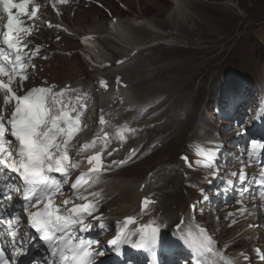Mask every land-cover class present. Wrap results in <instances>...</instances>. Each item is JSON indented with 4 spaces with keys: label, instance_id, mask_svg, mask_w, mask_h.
<instances>
[{
    "label": "rangeland",
    "instance_id": "obj_1",
    "mask_svg": "<svg viewBox=\"0 0 264 264\" xmlns=\"http://www.w3.org/2000/svg\"><path fill=\"white\" fill-rule=\"evenodd\" d=\"M113 1L114 0H98L100 4L111 11L113 17L119 20L120 29L123 31L128 28L130 29L135 19H139L142 22L164 19V16L174 7L172 0H119L127 7V11L125 12L121 11ZM179 1L183 10L182 14L188 15L187 22H182L179 18L171 21L165 18L162 20L164 23L162 27L158 21L155 25L149 27V30L145 29L146 33L141 29H136L127 32L126 35L128 36L127 39H130V43L132 40V43H143L144 46L141 47V49L145 47L149 48V50H146L136 57L135 61H142L140 65H144V69H159V71L155 70V72L151 74L153 77L148 79V83H143L141 85L139 84L142 78H146L150 73L143 72L133 74L132 80H134L135 90L147 88L148 85H157L161 88V93L157 94V96L159 95L157 102L150 106L156 107L155 111H157L158 117H162V114L166 113L169 108L181 106L187 109L190 108L188 113L180 116V120L187 124L186 128L182 130L181 138L178 142L175 137L169 139L167 137L168 134L164 135L162 137L163 143L161 148L157 145L155 151L140 163L129 167L127 170L123 171L121 175L115 174L121 182L111 184V186H113L115 184L121 185L126 183L124 185H127L128 193L124 195L122 203L128 205L134 204L133 208L135 212L138 203L136 199H134V190L137 184L144 180L145 175L151 173L148 183L153 192H149L148 188L144 191H146V194L154 193L152 196L155 197L158 203L156 212L162 210L161 215L163 220L171 224L175 223L178 213L186 209V203L196 199L194 195L198 196L199 194L197 191L192 192L188 190L187 186L184 184L183 178H190L191 175H197V173L208 174L210 169L208 168V164L214 166L215 160H221L220 156L210 155L209 161H201L200 158L202 155L195 152L194 146L191 147V152L187 151V145L192 143L197 144L202 150L207 146L204 140L209 137L208 132L210 133V131L204 120L208 115V107H203L205 99L209 101L211 98L216 97L220 94L222 87V91H224V89L234 88L240 85L243 81L248 83H250V81L256 82L255 85L257 86H254V91L259 99L264 91V0ZM139 12L140 16L138 17L137 14ZM108 20L109 19L101 11L88 8L86 10H79L74 14V17H69L67 21L69 25L76 30L77 34L81 35L88 32L94 25L104 27ZM160 33L167 37L164 39L166 42L161 41L162 43H158L156 41H151V39H153L150 37L151 34L158 35ZM104 37H106V39L108 38L107 36ZM66 40V48L58 46V50H67L68 56L62 55L56 57L55 59L58 60V63L52 62L54 70L52 67H49L48 74L45 76L49 81H59L58 83L60 85L65 82L83 85L86 81V79H83L87 77L88 73L85 65L75 54L77 47L76 39L71 38ZM107 40L106 42L111 43L105 44L106 50L104 52L111 57L110 62H112L114 59L122 56V53L113 45L110 38ZM68 45L70 46L69 48H67ZM153 59L154 61H152ZM189 63L195 64V67L191 68V66L188 65ZM200 65L201 71L197 74L196 80L181 91L182 88H178V86L184 82L189 70H198ZM152 72L153 71H151V73ZM83 74L84 77H82ZM153 78L156 79L153 80ZM236 78L241 80H237ZM123 79L126 80V78ZM195 84L197 85L195 86ZM182 93L183 95H180ZM154 95L155 94H153V96ZM194 103H196V106L192 107ZM164 124H166V122L162 120L157 126H163ZM165 130H168L167 127ZM169 130L171 131L172 128L169 127ZM146 142L147 139H145L144 145H146ZM155 144H159V141H156ZM167 148L170 150L164 152V149ZM180 154L187 155L190 162H192V160H197L202 164L201 167H199V171L197 173L191 172L193 167L184 168L178 161V156ZM237 161H239L238 158H233L232 154L223 158V168L227 169L228 174H232V170H229L232 169V164H235L233 169L235 171L237 170V166L239 165ZM263 171L264 167L259 169L252 168L247 175V183L242 184L240 187L241 191L246 190L253 179L264 177ZM215 174H217L218 177L222 176L220 172L214 171L212 175ZM236 177L237 176H235V179ZM110 181L115 180L110 179ZM254 183L256 184L255 191L251 192L249 190L247 192L248 199H259L257 192L260 188H264V185L258 184L257 182ZM202 187L206 189V186ZM130 196H133L132 200L125 202ZM235 200L236 197H232V200L224 209L232 212L235 207ZM117 203L119 202L112 200L110 205ZM177 203L183 205L182 209L178 208ZM163 206L168 207V209L176 213V216H173V221H169L165 218L166 211L163 210ZM258 207L259 208L255 206L250 212L246 213L244 217L248 219L250 216V219H252L251 221L259 225L256 227V231H258L260 235L257 245L264 252V230L262 226H260V221L264 223V201L259 204ZM258 212L260 213L259 217L257 216ZM175 213L173 215H175ZM228 228L233 227L228 224ZM232 231L233 229L226 231V238L224 240L230 241L229 238L234 235ZM235 237L236 235L233 238ZM241 242L245 241L241 240ZM229 244L234 245L231 241ZM238 250H246L250 253L251 247L250 245L245 246V244H240L236 249L229 251L234 253Z\"/></svg>",
    "mask_w": 264,
    "mask_h": 264
},
{
    "label": "snow or ice",
    "instance_id": "obj_2",
    "mask_svg": "<svg viewBox=\"0 0 264 264\" xmlns=\"http://www.w3.org/2000/svg\"><path fill=\"white\" fill-rule=\"evenodd\" d=\"M67 2V0H61ZM29 0H21L16 3L15 0H0V7H2L3 14L6 15V23L3 25V44L7 45L10 49L18 48L19 41L14 42V33L21 31H29L21 27V22L17 15L13 14V9L21 15L25 14L26 5ZM37 9L33 8L31 17L36 16ZM52 27V25H49ZM59 27V26H57ZM59 38V37H57ZM26 47V45H25ZM36 51H39L37 48ZM4 49L0 48V54H3ZM12 67L11 71L6 72V66L0 64V77L7 75V82L0 79V90L3 91V107H0V166L3 170L16 173L19 180L22 181L21 185H12L17 191L23 189L24 209L27 212L28 223L31 228L40 234V239L49 243L53 249V264H56L55 257L59 254L65 257L64 264H69L67 256L68 253L72 254L73 264H92L96 255H99L97 250L89 251L87 246L82 244H75L67 249L61 250L64 245H67L72 240L70 229L75 224L81 225V231L89 228L88 224L84 223L87 216L92 217L93 220L99 217L94 215L97 211L94 204H84L74 206L68 209L69 215L65 216L60 213V208L55 204L56 193H60V182L52 176V173H60L66 178L69 173V154L72 148L75 147L74 142V129L82 128V122L77 124L79 114L76 120H71L60 111L59 106L63 104V95L67 89L61 90L57 93L53 91L52 87H33L25 90L24 84L27 81V75L19 71L16 65H21L22 56L17 53L14 61H10ZM117 63H122L118 61ZM26 66V65H25ZM35 68V65H32ZM19 73V80L16 81L17 89L12 88L10 85L13 83L14 77ZM119 82V77H117ZM103 83V82H102ZM106 87V85H105ZM23 94H17V92ZM59 98V99H58ZM11 104L9 109L7 106ZM66 106V105H65ZM83 107H87L83 105ZM10 113L6 115L5 113ZM103 123V118H101ZM264 148V145L261 146ZM253 150L256 148V142L252 144ZM112 153H108L111 155ZM131 154H135V149ZM187 161V157H182ZM93 160L99 164L100 158L93 156L89 158V164ZM113 164H123L124 161H112ZM79 165L73 164L71 167H78ZM2 174V173H0ZM241 178L245 179L241 173ZM72 185L73 189L77 188V184ZM258 184L264 185V177H261ZM9 185H0V205L3 200L10 199L11 193L4 191ZM47 201V203H45ZM65 205L72 203L71 200L63 201ZM154 203L149 198L145 197L141 203V214L146 215L151 211L149 205ZM42 206L43 210H40ZM195 207V206H193ZM36 208V211L29 209ZM19 217V213H15L12 217L7 219V236L12 238V253L8 254L6 247L0 246V264H16L12 259L17 251H20L16 237L18 235L17 222L15 227L13 221ZM134 217H126L125 225L134 224ZM183 221H181V224ZM5 224V218L0 217V226ZM154 224V222H153ZM252 225H249L251 227ZM103 227V225H101ZM181 225H177L180 230ZM2 230V229H0ZM139 239L133 240L131 235H126L123 242L113 239L109 241L110 246L120 247L122 244H128L136 249H143L147 252H152L154 247L160 241V228L159 226H141ZM93 242H89L91 244ZM95 243H99L96 241ZM210 242H204L203 246H207ZM259 259L264 261V252L260 249L255 250ZM240 255H244L241 253ZM246 260L247 256L244 257ZM224 264H231L230 261H224Z\"/></svg>",
    "mask_w": 264,
    "mask_h": 264
},
{
    "label": "bare ground",
    "instance_id": "obj_3",
    "mask_svg": "<svg viewBox=\"0 0 264 264\" xmlns=\"http://www.w3.org/2000/svg\"><path fill=\"white\" fill-rule=\"evenodd\" d=\"M172 4H173L174 7L171 8L170 12H168L164 16V19L165 18L166 19L168 18L169 21H171V20H177L176 18H179L182 22L183 21L187 22V16L188 15L182 14L183 13L182 12L183 10H182V8L180 6L181 5L180 1L179 0H172ZM137 15L139 17L140 16V12ZM164 19H157L155 21H144L143 24H142V26L139 27V29L143 30V32L146 33V30H149V27H152V25H155L158 21H159V23L161 24V27H162L164 25V23H163L162 20H164ZM116 24H117V30H115L113 33L112 32L111 33L108 32L106 25H104V27L98 26V25H94V26L91 25L92 28H90L89 31L86 32V34L97 35V36H99V39L102 40V46L103 47H102V49H101L100 52H101V56L104 59L107 58V57L108 58H111L106 53L105 54L107 56L104 54V51L106 50V45L105 44H110L111 42H106V40L104 38H102V35H106V36H108V38L109 37H112L115 40L120 41L119 43H117L116 41H113V45L116 46L119 49V51L122 53V56L118 57L117 59H120L122 57H127L128 58V60L124 64H122L121 66H118V67L112 66L110 69L105 70L102 73V75L107 76V77H109L111 79L113 78L114 75L119 74L123 78H126V80L124 79V81L129 85V87H128L127 90H123L121 88H118V91L120 93H118L116 95H107V96L106 95H102L101 96V98H104L106 96V100H105V102L103 104H101L98 107V110L99 111H102L103 113H105L106 115H108V117L110 119V124L115 123L116 115L119 113V110L118 109L123 107L122 101H120L119 105L116 104V101L117 100H119V99H121L123 97V100L126 102V104L130 108H132L134 110H136V108H139L140 106H143L145 108H149L151 105H153L154 103H156V99L159 97V95L157 96V94L161 93V88H159L157 85H148L147 88H141L140 90H135L134 80H132V75L133 74L143 73V72H145V73H148L149 72L150 73V75H148L146 78L145 77L142 78V81L139 84V85H141L143 83H145V84L148 83L149 82L148 79H150L151 77H153L151 74H153L155 72V70L156 71H159V69H154V70H152V69H150V70L144 69V65H140V63L142 61H135V58L136 57H138L139 55H141L146 50H149V48L148 47H145L144 50L140 51L141 50V47L144 46L143 43L142 44H137V43H134V42L132 43V40H131V43H130V41H129L130 39L129 40L127 39V37H128L126 35L127 32H131L132 30H136V28H134L133 26H131L130 27L131 30L128 28L127 30L123 31L122 29H120L119 23L116 22ZM71 31H72V33H77L76 30H71ZM150 37L153 38V39L150 38L151 41H160V40L165 41L164 39L167 38L163 34H158V35L157 34H151ZM162 46H164V45H162ZM135 50L137 51L136 54L134 56L130 57V54L133 51H135ZM120 52H119V54H120ZM123 53H125V54H123ZM181 54H183V53H181ZM106 60H108V59H106ZM115 60L116 59H114L113 62ZM152 61H154V59ZM188 65L191 66V68H194L195 67V64L189 63ZM201 65H202V63H201ZM201 65H200V68H198V70H195V71L194 70H192V71L189 70V72H188V74H187L184 82L180 86H178V88H182L181 91L184 90L185 88H187L191 83H193L196 80L197 74H199L200 71H201ZM151 71H153V72L151 73ZM157 74H159V73H157ZM88 77L89 78H95V74L94 75L89 74ZM155 79L156 78H153V80H155ZM90 81H92V79ZM74 85H80V84L75 83ZM196 85L197 84H195V86ZM153 94H155V95L153 96ZM170 95H171V93H170ZM180 95H183V93L180 94ZM155 97H157V98H155ZM196 100H197V98H196ZM195 104L196 103H194L192 107H195L196 106ZM112 105H114V108L112 107ZM189 110H190V108L187 109V108H185L183 106L169 108V110L166 111V113L162 114V117L159 116V117L155 118L154 120L150 121V123H152V124H157L160 121L165 120L166 124H164L163 126H157V127L154 128L153 132L151 133V134H154V135L149 137V142L144 146V148L146 149L150 145L155 144L156 141H159V143H160L161 140H162V143H163V138L162 137L164 135H166V134H168L167 137L169 139L172 138V137H175L177 139V142H178L180 140V138H181V132H182V130H185L186 125H187V124L184 123V121H181L180 120V116L183 115V114L188 113ZM90 118L88 119V123H90L91 121L94 120V115H91ZM129 120L130 119L128 118V121ZM166 127L168 129L167 131L165 130ZM169 127L172 128L171 131L169 130ZM92 129H93L92 125L88 124L87 127H86V132H90ZM168 150H170V149H168V148L167 149H164V152L165 151H168ZM252 166H253V163H251V165L249 166V168H252ZM117 182L118 181H109L108 184L106 185L105 190L103 191V192H106V194H105V198L106 199L107 198H111V201L113 200V201L119 202V203L113 204L111 206V210H110V212L108 214L109 220H114V219L115 220H118V219H121V218H124V217H128V216H130L131 214L134 213V208H133V205L134 204L128 205L126 203H122V201L124 199V195L127 192V185H124L126 183L123 182L124 184H121V185L115 184V185L111 186L112 183H117ZM143 182H144V180L141 181V182H139L137 184V186H136V189L134 190V196H135L134 199H136L137 203L139 201V198L142 195L146 194V191H143L142 193H139V191H138L139 184L140 183H143ZM148 191L149 192H153L151 189H148ZM132 198H133V196L128 197L125 202L131 201ZM262 201H264V199ZM137 205H136V209H137ZM177 206H178L179 209H182V207H183V205L182 204H179V203H177ZM163 210L166 211L165 218H167V220H169V221H172L173 220V214L175 212L174 211H171L170 209H168V207H165V206H163ZM160 217L163 219V217H162L161 214H160ZM245 224L246 225L244 227H243V225L240 226L239 232L241 233V235L243 237H246L247 239H250V240H254V237H250L249 236L250 233H251V231H249V228L247 227L249 224H252V223H249L248 222V223H245ZM232 233H234V235L232 236V237H234L238 233V231H234ZM255 235H257V234H255Z\"/></svg>",
    "mask_w": 264,
    "mask_h": 264
},
{
    "label": "trees",
    "instance_id": "obj_4",
    "mask_svg": "<svg viewBox=\"0 0 264 264\" xmlns=\"http://www.w3.org/2000/svg\"><path fill=\"white\" fill-rule=\"evenodd\" d=\"M259 47H261V46H259ZM236 63V62H235Z\"/></svg>",
    "mask_w": 264,
    "mask_h": 264
}]
</instances>
